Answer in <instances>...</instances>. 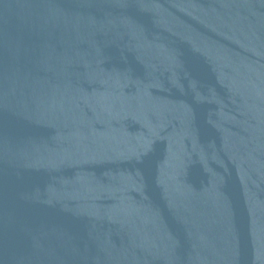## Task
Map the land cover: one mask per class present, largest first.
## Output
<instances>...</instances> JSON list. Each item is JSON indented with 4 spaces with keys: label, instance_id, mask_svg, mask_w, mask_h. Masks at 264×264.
I'll list each match as a JSON object with an SVG mask.
<instances>
[{
    "label": "water",
    "instance_id": "water-1",
    "mask_svg": "<svg viewBox=\"0 0 264 264\" xmlns=\"http://www.w3.org/2000/svg\"><path fill=\"white\" fill-rule=\"evenodd\" d=\"M0 264H264V0H0Z\"/></svg>",
    "mask_w": 264,
    "mask_h": 264
}]
</instances>
